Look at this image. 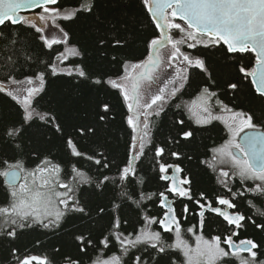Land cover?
Returning a JSON list of instances; mask_svg holds the SVG:
<instances>
[{
	"label": "snow or ice",
	"instance_id": "1",
	"mask_svg": "<svg viewBox=\"0 0 264 264\" xmlns=\"http://www.w3.org/2000/svg\"><path fill=\"white\" fill-rule=\"evenodd\" d=\"M139 2L148 23L156 31L146 40L147 55L143 59L120 60L118 55H111L108 59V53H119L129 48L132 41L128 33L135 34L136 25L143 24L138 17H128L119 22V26H113L111 31L114 34L110 37L102 34L96 38V50L101 57V65L96 71L89 70L85 64L60 66L69 56H84V52L76 46L65 47L52 62H44L46 71L35 72L24 80L16 78L11 56L0 64V93L20 105L16 118L3 125L0 143L10 146L14 153L22 152L24 138L34 128L50 126L64 137L70 156L97 166L96 174L92 175L72 165L68 173L70 182H61L63 166L37 151L32 152L38 161L32 170L24 168L15 155L0 159V166H3L0 176L5 178L7 187L4 195L8 202L6 207H0V236L15 239L18 229L34 225L59 229L71 215L79 214L80 219H91L95 213L100 219L107 218V234L101 232L102 238H98L97 245L107 249L115 242L119 245L120 255L113 254L107 258L98 255L92 264H125V257L128 264H178L174 255L176 252H182L188 264H193L190 255L193 249L182 239L181 221H186L190 214L197 217V224L186 230L195 235L197 231L203 232L206 217L212 214L222 218L231 231L216 235L211 240L197 235L194 250L197 259H204L207 264H233L237 258L238 264H264V246L253 239L238 242L234 239L247 223L264 232V223H257L256 219L246 216L238 210V202H234L237 197L246 199L249 208L254 209L255 199L264 198V0ZM59 5L60 0H0V38H5L3 29L10 25H22L39 34L38 39L48 49H53L54 45H69V32L57 21L74 20L79 14L94 13L99 7L97 0H82L78 7L70 11ZM21 12H32V15H22ZM49 25L57 29L62 38H49L45 34ZM173 30H176L175 36ZM6 40L12 45L17 43L10 31ZM198 48H222L225 55H239L237 79L226 82L225 87L238 94L247 81L252 99L258 100L262 106L259 116L255 110L229 107L207 85L191 102H176L189 84L191 70L207 73L211 84H216L204 54L195 55L185 50ZM244 54H251L253 58L247 65L240 62L245 58ZM27 59L31 60V57ZM105 61L118 63L123 74H109L102 67ZM46 74L81 78L90 81V87L97 91L107 93L116 90L119 93L127 109L125 122L132 130L124 161L114 164L103 152L89 154L81 150L79 141L64 136L62 125L51 111H41L34 106L37 96L45 90ZM25 83L29 87H9ZM152 85L157 86L154 94L147 91ZM169 106L183 109L188 118L201 127L214 121L224 123L229 139L212 150V163L207 160L201 163L219 171L217 183L227 195L209 197L206 192L195 190V174L182 166L184 160L190 161L193 157L171 147L180 146L181 141L191 143L195 139V130L185 125L183 119L175 121L178 126L175 136L169 137L163 144L154 143L152 118L159 117ZM97 107L100 109L97 113L99 123L115 119L111 116L114 106L110 102H102ZM97 131L93 124H84L76 129L82 138L96 136ZM149 150L153 153L156 179L164 182L162 191L144 190L146 180L139 174L137 165ZM169 158L176 162H168ZM112 168H116V174H106ZM230 181L238 182L239 188L234 190ZM110 185L114 191L108 204L92 207L89 202L82 201L81 190L85 186L104 193L109 191ZM58 188L63 191H57ZM249 194L253 195V199H247ZM154 200L161 209L159 216L148 214V204ZM177 202L181 203L179 215L175 206ZM125 204L135 205L140 218L139 227L127 233L123 230L129 224L123 215ZM189 204L195 206V212L191 211ZM256 214L264 219V211L257 209ZM167 233H174L173 242L163 238ZM74 239L80 252H86L87 246H94L90 234L88 237L77 235ZM17 253L18 249L11 250L17 264H49L46 257L30 255L21 258ZM66 264H80V261L68 256Z\"/></svg>",
	"mask_w": 264,
	"mask_h": 264
},
{
	"label": "trees",
	"instance_id": "2",
	"mask_svg": "<svg viewBox=\"0 0 264 264\" xmlns=\"http://www.w3.org/2000/svg\"><path fill=\"white\" fill-rule=\"evenodd\" d=\"M82 0H60V7L65 10H72L79 6ZM99 7L94 13H81L74 20H58L57 23L69 32V45H54L53 49L43 46V42L38 39L37 33L33 29L15 25L3 29L5 38H0V64H2L7 56L12 57L15 67V76L19 80H23L26 76H31L35 72L46 71L44 62H52L58 52L64 51L65 47L76 46L84 52V56H69L65 61L66 65L85 64L89 70L96 71L101 65L100 53L96 50L95 41L99 35H108L114 33L111 31L114 25L119 26V22L128 17H138L143 24L136 25L135 34L128 33L129 39L132 41L131 46L121 50L119 53H108V59L111 55H118L120 60H136L143 59L147 55L146 40L156 34L153 25L148 23L142 5L139 0H97ZM12 33L13 39L17 41L15 45L7 42L8 32ZM195 55L204 54L209 73L216 84H211L207 73L199 70H191L189 84L186 85L182 95L176 102H191L199 94V90L205 85L211 90L218 93V98L232 108H243L244 110H255L256 115L261 114L262 106L258 100L252 99V93L249 90L248 82L245 81L241 86L238 94H233L226 89L225 84L228 81L237 79V61L238 54L225 55L223 49L217 48H198L195 50L185 49ZM31 57V60L27 59ZM241 63L249 64L253 58L251 54H244ZM102 67L109 74H123L121 66L116 63H103ZM2 78V73H0ZM46 84L44 92L37 96L34 106L41 111H51L52 115L57 117V122L64 129V136H71L75 141H79L81 150L89 152H103L107 158L114 164H120L126 158L127 147L131 140L132 130L125 122L127 109L124 107L123 101L116 90L97 91L90 87V81H83L81 78L68 76H51L46 74ZM102 102H110L114 108L111 116L115 119L110 122L99 123L97 121V113L100 109L97 107ZM20 105L11 100V98L0 93V136L3 135V125L10 123L16 118L17 109ZM183 119L185 125L195 130V139L191 143L181 141L180 146H171L173 150L181 151L193 157L192 160H184L182 166L190 170L196 176L195 190L197 192L204 191L209 197L215 195H227L226 190L217 183L219 171H213L201 161H209L212 163V150L222 145L229 137L225 125L222 121H214L208 126L195 125L188 118V114L183 110H177L169 106L159 117L152 118V135L155 144H163L169 137H173L178 130L175 124L176 120ZM84 124H93L97 127L96 136L80 137L76 129ZM25 147L22 152H13L10 146H4L0 143V159H9L15 155L16 159L22 161L24 168L32 170L38 163L37 159L32 155L33 151H37L43 156H47L54 163H60L64 171L61 174V182H70L68 173L71 171L72 165H76L83 171H89L95 175L97 166L87 160L70 156L65 143L64 137L59 133H55L50 126H43L38 129L34 128L29 136L24 138ZM99 158V157H98ZM168 162H176L169 158ZM153 153L147 151V155L137 165L139 174L145 178L146 191H162L164 182L157 181L156 174L153 171ZM227 168V167H225ZM3 170V166H0ZM100 171H104L100 169ZM108 175H115L116 168H112ZM230 186L234 190L239 188L238 182L230 181ZM251 182H249L250 184ZM131 186V185H130ZM3 176H0V207H6L8 202L5 199ZM63 191V189H57ZM112 186L109 191L100 193L94 189L85 186L81 190L82 201H87L92 207L97 204H108L110 197L113 195ZM247 199H253V195L249 194ZM187 202V201H184ZM234 202H238V210L244 212L246 216L256 219L257 223H264V219H260L256 214V210L264 211V198H256V208L250 209L246 203V199L237 197ZM177 209L179 215L181 203ZM192 212H195V206L189 204ZM149 215H161V209L157 207L155 200L148 204ZM135 209V205L123 206V215L129 220V224L123 229L126 233L133 231L139 227V216ZM182 239L188 245H196V236L202 235L204 240H211L212 237L221 233L228 234L231 228L226 225L222 218L209 214L206 217L203 232L197 231L194 234L188 233L186 230L197 224V217L189 215L186 221L182 220ZM154 228L156 226H153ZM107 234V218L100 219L95 213L91 219H80L79 214L71 215L63 226L59 229H44L39 225L31 228L18 229V236L15 239L0 236V264H17L13 260L11 250L18 249V255L46 257L49 264H66V257L71 256L78 259L80 264H92V260L98 255L107 258L113 254L120 255L119 245L113 242L109 248L103 249L97 245L101 232ZM89 234L94 241V246H87L86 252H80L77 247V241L74 237L77 235ZM163 238L167 242H173L174 233L164 234ZM253 239L256 243L264 246V232L255 228L251 223H247L240 230L238 237H234L237 242L242 239ZM178 264H185L186 257L182 252L174 253ZM241 255H246L242 253ZM125 264H128V258L125 257ZM38 264V262H34ZM202 264V263H200ZM238 264V258L233 261Z\"/></svg>",
	"mask_w": 264,
	"mask_h": 264
},
{
	"label": "rangeland",
	"instance_id": "3",
	"mask_svg": "<svg viewBox=\"0 0 264 264\" xmlns=\"http://www.w3.org/2000/svg\"><path fill=\"white\" fill-rule=\"evenodd\" d=\"M46 35H48L49 36V38H53V37H55V38H58V39H60V38H62L61 37V34L58 32V30L57 29H55V28H53V27H51V25H49V27H48V29L46 30V33H45ZM173 35L175 36L176 35V30H173ZM57 63H59V62H57ZM60 66H69V65H66L65 64V62H64V64L63 65H60ZM24 80V79H23ZM16 87H19V88H27V87H29V85H27L26 83L25 84H23V85H19V86H17V85H12L11 86V88H16ZM155 90V89H154ZM153 90V91H154ZM229 139V137L227 138V140ZM226 140V141H227ZM225 141V142H226ZM224 142V143H225ZM223 143V144H224ZM225 167H227V166H225ZM23 182V181H22ZM189 247L190 248H192L193 249V253H190V255H192V257H193V264H200V263H202V264H207V261L206 260H204V259H197V257L195 256V254H194V250H195V247H196V245H189ZM187 259V258H186ZM126 263V262H125ZM185 264H188V259H187V261L185 262Z\"/></svg>",
	"mask_w": 264,
	"mask_h": 264
},
{
	"label": "water",
	"instance_id": "4",
	"mask_svg": "<svg viewBox=\"0 0 264 264\" xmlns=\"http://www.w3.org/2000/svg\"><path fill=\"white\" fill-rule=\"evenodd\" d=\"M38 11V10H36ZM22 15H32V12H21ZM155 89V90H154ZM154 90V91H153ZM157 90V86L156 85H152V87L150 89H147V91L151 92V93H155ZM243 135V134H242ZM5 180V178H4ZM21 181H18L17 183H20Z\"/></svg>",
	"mask_w": 264,
	"mask_h": 264
},
{
	"label": "flooded vegetation",
	"instance_id": "5",
	"mask_svg": "<svg viewBox=\"0 0 264 264\" xmlns=\"http://www.w3.org/2000/svg\"><path fill=\"white\" fill-rule=\"evenodd\" d=\"M227 170V168H225ZM176 208L178 209V207L180 206L179 202L176 203ZM178 206V207H177Z\"/></svg>",
	"mask_w": 264,
	"mask_h": 264
}]
</instances>
